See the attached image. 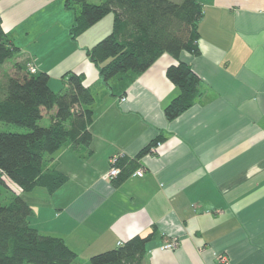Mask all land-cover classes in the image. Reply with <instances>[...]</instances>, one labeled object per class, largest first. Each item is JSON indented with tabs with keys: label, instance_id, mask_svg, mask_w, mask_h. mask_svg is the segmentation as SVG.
<instances>
[{
	"label": "crops",
	"instance_id": "crops-1",
	"mask_svg": "<svg viewBox=\"0 0 264 264\" xmlns=\"http://www.w3.org/2000/svg\"><path fill=\"white\" fill-rule=\"evenodd\" d=\"M197 1L199 54L183 51L178 60L199 78L201 95L167 120L164 108L178 93L165 75L174 57L163 53L113 97L86 55L111 32L110 16L71 40L63 0H0L1 27L18 48L0 83L14 62L29 59L54 92L67 72L97 87L89 145L61 147L47 163L66 182L52 194L35 187L20 195L31 227L60 237L78 264L151 233L142 264H223L218 255L264 264V0ZM114 155L121 173L110 179ZM168 241L177 246L163 250Z\"/></svg>",
	"mask_w": 264,
	"mask_h": 264
},
{
	"label": "trees",
	"instance_id": "trees-1",
	"mask_svg": "<svg viewBox=\"0 0 264 264\" xmlns=\"http://www.w3.org/2000/svg\"><path fill=\"white\" fill-rule=\"evenodd\" d=\"M63 2L73 15L69 34L74 40L112 14L111 32L86 50L89 61L98 70L100 86L106 87L111 96H123L138 75L167 53L177 60L167 67L165 75L178 93L164 108L166 119H175L198 100L200 80L189 65L178 60L183 51L199 54L202 5L197 0ZM17 52L0 19V68ZM62 80L63 88L54 92L45 72L31 74L26 64L16 61L11 74L0 83V124L26 130L0 132V264H78L76 253L60 237L31 227V208L10 188L13 185L20 192H28L43 187L52 194L67 178L47 169L51 156L61 147L89 145L88 126L97 90L84 86L82 74L65 73ZM43 119L47 120L45 127L39 125ZM161 140L158 137L151 141L139 155L149 153ZM152 235L134 237L95 254L87 264H142L146 242Z\"/></svg>",
	"mask_w": 264,
	"mask_h": 264
},
{
	"label": "built area",
	"instance_id": "built-area-1",
	"mask_svg": "<svg viewBox=\"0 0 264 264\" xmlns=\"http://www.w3.org/2000/svg\"><path fill=\"white\" fill-rule=\"evenodd\" d=\"M34 64L31 61H28L27 63V69L28 67L30 68V70L32 69V71H35V67L33 66ZM29 70V69H28ZM120 156L114 155L112 157L109 158L108 164H109V168L105 174V177L110 178V179H114L116 177H118L121 173V168L119 165V160ZM142 170H138L135 174L137 176H141ZM177 246L175 241H168L166 242L164 245H162V249L163 250H172ZM217 259L219 261H221L223 264H229L228 260L225 256L223 255H218Z\"/></svg>",
	"mask_w": 264,
	"mask_h": 264
},
{
	"label": "rangeland",
	"instance_id": "rangeland-1",
	"mask_svg": "<svg viewBox=\"0 0 264 264\" xmlns=\"http://www.w3.org/2000/svg\"><path fill=\"white\" fill-rule=\"evenodd\" d=\"M90 3H93V2H90ZM71 12V11H70ZM107 16H110L109 18H112V14H109V15H106L105 17H107ZM104 18V17H103ZM102 24H105L106 25V23H102ZM107 35V34H106ZM67 36H69L70 37V34H69V30H68V34H67ZM105 36V35H104ZM103 36V37H104ZM70 39L71 40H74V39H72L71 37H70ZM101 39V38H100ZM15 56V55H14ZM13 59V58H12ZM28 61H29V59L26 61V69H27V63H28ZM7 66V67H6ZM8 66H9V64H6L5 65V68H3L2 70H1V72H0V74H3V72H5L6 70H7V68H8ZM34 66V65H33ZM95 66V65H94ZM35 67V66H34ZM29 69V70H28ZM28 71L31 73V74H34V73H36L37 72V70H36V67H35V71L33 72L32 71V69L30 70V68L28 67ZM10 71H11V69H10ZM98 71V70H97ZM67 73H69V72H67ZM98 84H99V75H98ZM96 87V86H95ZM100 87V86H99ZM96 90H97V87L95 88ZM0 92H1V87H0ZM1 94V93H0ZM39 125L40 126H43V127H45V126H47V120L46 119H43V120H40L39 121ZM2 131H5V132H25L26 130L24 129V128H21V127H18V126H15V125H4V124H0V132H2ZM10 188H12L11 190L13 191V192H15L14 194L15 195H21V192L18 190V189H16V187H14L13 185H10ZM5 191H1V195H2V203H4V195H5V193H4ZM21 197V196H20ZM165 244V243H164ZM163 244V245H164Z\"/></svg>",
	"mask_w": 264,
	"mask_h": 264
}]
</instances>
